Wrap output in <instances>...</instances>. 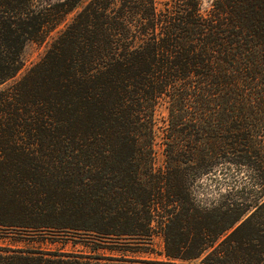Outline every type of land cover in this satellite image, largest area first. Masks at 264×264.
<instances>
[{"label": "trees", "instance_id": "16d2710c", "mask_svg": "<svg viewBox=\"0 0 264 264\" xmlns=\"http://www.w3.org/2000/svg\"><path fill=\"white\" fill-rule=\"evenodd\" d=\"M80 2L0 0V87ZM157 232L170 260L264 264V0H89L0 89V235L87 249L0 264H166Z\"/></svg>", "mask_w": 264, "mask_h": 264}, {"label": "rangeland", "instance_id": "374dc122", "mask_svg": "<svg viewBox=\"0 0 264 264\" xmlns=\"http://www.w3.org/2000/svg\"><path fill=\"white\" fill-rule=\"evenodd\" d=\"M89 0H81L79 6L75 11L68 14L63 23L58 26L55 30L51 31L42 41H29L23 47L21 52V69L17 75L6 82L0 87V89L8 88L19 81L34 65L40 62L44 57L47 50L50 48L54 39L60 34L64 27L71 21L74 15L88 2ZM158 9L163 7V4L168 0H155ZM216 0H198L199 11L202 16H207ZM155 140H154V151H155V168L161 170L164 166V155H163V131L166 127L167 121V109L165 105L159 106L155 111ZM228 178L222 177V190L226 189L229 180ZM204 187L199 191L204 190L209 185L213 186L214 183H209L208 180L204 181ZM212 191V190H210ZM208 193L207 190L204 194ZM0 247H11V248H25V249H38V250H52L60 252H78L87 251L79 244L73 243V240H68L67 243L56 242L51 243L49 239H43L37 237L35 239H24L13 236L0 235ZM143 258L166 264H199V260H170L165 257L164 242L162 235L157 232L155 233L148 244L146 253L142 255Z\"/></svg>", "mask_w": 264, "mask_h": 264}]
</instances>
